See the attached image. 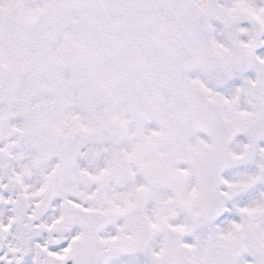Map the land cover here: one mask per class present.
Returning <instances> with one entry per match:
<instances>
[{
  "label": "snow or ice",
  "instance_id": "obj_1",
  "mask_svg": "<svg viewBox=\"0 0 264 264\" xmlns=\"http://www.w3.org/2000/svg\"><path fill=\"white\" fill-rule=\"evenodd\" d=\"M0 264H264V0H0Z\"/></svg>",
  "mask_w": 264,
  "mask_h": 264
}]
</instances>
